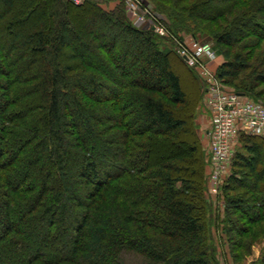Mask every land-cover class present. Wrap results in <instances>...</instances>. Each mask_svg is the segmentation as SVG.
<instances>
[{
    "label": "trees",
    "instance_id": "obj_1",
    "mask_svg": "<svg viewBox=\"0 0 264 264\" xmlns=\"http://www.w3.org/2000/svg\"><path fill=\"white\" fill-rule=\"evenodd\" d=\"M175 1L154 8L173 35L213 40L226 84L252 68L264 0ZM169 39L134 26L125 3L0 0V264H220ZM247 77L231 91L262 100L264 56ZM154 137L185 144L189 163ZM242 137L225 182L243 188L225 204L236 262L264 233V136Z\"/></svg>",
    "mask_w": 264,
    "mask_h": 264
},
{
    "label": "rangeland",
    "instance_id": "obj_2",
    "mask_svg": "<svg viewBox=\"0 0 264 264\" xmlns=\"http://www.w3.org/2000/svg\"><path fill=\"white\" fill-rule=\"evenodd\" d=\"M75 3H81L83 0H73ZM99 2L102 7L106 10H112L119 6L121 3H125L127 16L131 23L138 27L141 30H152L159 36H162L159 31H163L165 35L169 38L173 37L176 38L180 43L183 44L187 48V50L195 55V61L198 60L203 63L218 79L221 86L225 90H232L233 86L235 85H242L243 81L248 78L251 72L254 70V66L259 65L261 57L264 56V43H262L257 48L253 49L255 51V56L252 59V68L248 70H244L241 72V75L237 78L230 79L231 83H225L221 77L218 75V67L225 61V59L219 55L214 47V42L210 38V40L204 39L205 35L198 34L197 38L192 36V32H187L185 30H181L177 34H172L171 30L169 29V24L167 23L168 20L166 17L157 11L154 8L153 0H95ZM167 3H176L175 0H161ZM198 0H185L182 2L181 7L193 5ZM131 6H130V5ZM131 9V10H130ZM134 9V10H133ZM198 23V22H197ZM199 23H203L201 20ZM205 23V22H204ZM218 23L219 20H218ZM155 25V29L152 26ZM213 28L217 29L218 25L214 22ZM192 31L194 30V25L191 26ZM159 30V31H158ZM195 31V30H194ZM163 35V36H165ZM171 39V38H170ZM169 39V40H170ZM175 41L174 39H171ZM197 42V45L195 43ZM169 42L164 43L163 45H168ZM166 44V45H165ZM205 44H209L213 47L214 55L209 57V53L205 51H199V46H203ZM236 52H243L246 53L241 47V44H237L235 46ZM174 66L176 72L181 76L183 87L186 92L187 102L180 106L179 109L176 110L177 116L183 118L187 122V129L189 130V134L182 133V137H189L193 140H197L198 143V152L202 156L201 163H204V174L206 175L207 179V186L210 187L209 184V175H210V162H209V146H210V138L207 133V130L211 127V121L209 120V114L207 112L205 106V99L207 97L206 90H205V82L202 77H200L192 69L189 65L182 62L178 56V53L174 52ZM197 63V61H196ZM202 69L201 67H199ZM204 69H202L203 71ZM256 91L260 93L261 101L264 104V84L259 86ZM250 137H248L249 139ZM260 138V137H259ZM157 141L158 148L161 149L167 158L173 156L177 157L178 164H188L189 156L191 155V150L189 147L185 146V144L180 147L176 142L173 143L171 139L166 137H154ZM245 140L247 137L243 139L240 138L236 145V150L239 152H246L243 148L245 146ZM244 141V142H243ZM160 154V153H159ZM187 159L188 162L185 161ZM235 169L233 166L230 168V172ZM225 181L221 185L219 192L216 194H211L209 191L205 192L207 197V202L209 205L207 219H208V230H209V238L211 237L213 241L216 243V258L220 264H250L252 261L259 259L263 252H264V233L261 232L256 238L255 245L253 246L252 250L253 253L246 258V260H242L241 262H236L231 254V237L235 236V234H228L227 233V226L225 225V204L229 196H234L235 194L242 193L243 188L239 190H227L225 189ZM212 197V198H211ZM260 225L255 226V229L258 231ZM210 240V239H209Z\"/></svg>",
    "mask_w": 264,
    "mask_h": 264
},
{
    "label": "built area",
    "instance_id": "obj_3",
    "mask_svg": "<svg viewBox=\"0 0 264 264\" xmlns=\"http://www.w3.org/2000/svg\"><path fill=\"white\" fill-rule=\"evenodd\" d=\"M136 1L140 3L139 0ZM155 27V25L152 26L153 29ZM159 33L162 36L165 35L163 31ZM170 38L175 40H172L174 50L187 65L197 71L205 82L207 94L205 106L211 121V127L207 130L210 138V187L208 191L216 194L230 172L236 152L235 147L241 136H264V104L235 91L225 90L202 62L196 60V63V53L191 54L180 41L173 37ZM205 50L209 53V57L214 55L211 45L199 46L200 52ZM199 67L204 70L202 71Z\"/></svg>",
    "mask_w": 264,
    "mask_h": 264
},
{
    "label": "bare ground",
    "instance_id": "obj_4",
    "mask_svg": "<svg viewBox=\"0 0 264 264\" xmlns=\"http://www.w3.org/2000/svg\"><path fill=\"white\" fill-rule=\"evenodd\" d=\"M173 47V46H172ZM196 72V71H195ZM210 120V119H209ZM212 198V197H211Z\"/></svg>",
    "mask_w": 264,
    "mask_h": 264
}]
</instances>
